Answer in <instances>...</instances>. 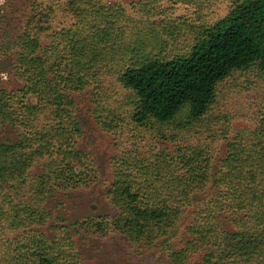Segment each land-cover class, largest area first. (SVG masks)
<instances>
[{
  "label": "trees",
  "instance_id": "obj_1",
  "mask_svg": "<svg viewBox=\"0 0 264 264\" xmlns=\"http://www.w3.org/2000/svg\"><path fill=\"white\" fill-rule=\"evenodd\" d=\"M98 4L67 0L77 16L75 30H54L48 45L28 29L16 39L22 86L0 90V125L14 133V140L0 142V226L15 235L0 239V264H83L69 226H52V238L35 230L46 225L43 204L53 187L75 190L95 180L89 156L76 146L81 131L72 93L95 84V117L107 131L120 130L126 120L143 139L155 132L172 142V135L151 123H171L186 109L185 127L205 115L217 84L233 71L254 65L264 73V0L234 5L188 55L171 60L161 52L153 55L156 47L147 51L144 37L152 36L146 28L126 43L116 41L115 10L102 19ZM87 12L95 19H86ZM36 17L42 23V16ZM112 66L136 98L124 120L103 110L100 99L108 97L96 85ZM118 151L107 190L114 214L77 222V231L95 237L117 233L139 248L161 245L168 264H264V112L253 132L226 143L214 175L215 195L193 207L179 248L167 245L195 195L211 181L212 153L198 144L172 152L150 148L145 154L125 153L118 145ZM29 153L45 159V170L31 183Z\"/></svg>",
  "mask_w": 264,
  "mask_h": 264
},
{
  "label": "rangeland",
  "instance_id": "obj_2",
  "mask_svg": "<svg viewBox=\"0 0 264 264\" xmlns=\"http://www.w3.org/2000/svg\"><path fill=\"white\" fill-rule=\"evenodd\" d=\"M243 1L245 0H99L98 5L102 19L108 11L115 10L112 12L115 14L116 41L126 43L137 30L146 28L152 36L144 37L147 51L156 47L153 55L161 52L163 59L171 60L188 55L205 30L226 18L230 9ZM31 11L32 19L29 20ZM73 11L67 5V0H0V90L12 91L22 86L17 72V37L28 29L32 35L39 36L42 45H48L54 30H75L78 20ZM87 13L90 16L86 19H95V14ZM34 16H42V23L37 24ZM80 24L82 23L78 27ZM114 69V66L107 69L96 85L101 86L98 92L108 97L100 99L104 104L103 110L106 108L118 119L124 120L133 111L136 98L131 90L120 84L117 74L113 73ZM94 87L95 84H91L80 92L72 93L71 97L81 131L76 146L89 156L95 180L81 189L60 190L53 187L43 204L49 212L46 225L35 227V230L52 238V226H69L83 264H168L167 251L161 245L139 248L117 233H110L106 237L88 236L77 231L75 224L114 214L115 209L107 199V190L113 181L111 160L121 151L117 152L118 145L125 148V153L136 151L139 154H145L150 148L172 152L176 147L204 145L213 155L211 181L203 192L195 195L196 201L184 214L176 238L167 245L172 249L181 247L180 240L193 207L215 195L217 188L214 175L219 169V159L225 153L226 143L238 133L253 132L261 119L264 112V73L254 65L233 71L217 84L215 96L205 115L185 127L182 126V118L187 116L186 109L171 123L160 126L151 123L156 131L158 129L165 135H172V142L167 138H158L155 132L143 139L142 135L133 132L126 120L122 122L120 130L107 131L95 117L96 103L92 98ZM6 140H14L13 130L0 125V142ZM27 158L31 162L27 177L31 183L34 177L45 170V159L34 153H29ZM225 225L227 229L231 228L228 221ZM14 235L0 226V239L12 238Z\"/></svg>",
  "mask_w": 264,
  "mask_h": 264
}]
</instances>
